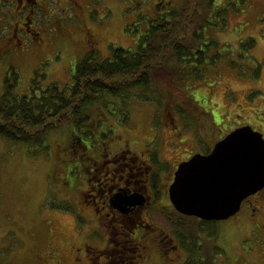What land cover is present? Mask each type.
<instances>
[{
	"label": "flooded vegetation",
	"instance_id": "1",
	"mask_svg": "<svg viewBox=\"0 0 264 264\" xmlns=\"http://www.w3.org/2000/svg\"><path fill=\"white\" fill-rule=\"evenodd\" d=\"M93 1L97 2L0 0L1 55L7 50L45 48L47 38L53 47L59 41H71L74 45L71 34L77 31V45L87 50L86 56L96 50L91 45L101 40L93 27L96 22ZM174 2L146 1L158 5L160 10L172 7ZM217 3L215 0L214 4ZM262 65L264 60H255L250 68L254 74L248 78L259 76ZM257 96L263 99L255 112L257 127L255 120L238 121L226 131L220 126L223 120L217 122L212 111L210 117L215 124L212 135L206 120L205 132H191L188 136L177 126L168 134L155 131L146 135L134 128L118 131L109 125L111 122L93 128L88 135L72 134L66 147L76 157L66 160V167L70 163L79 164L75 170L82 173L69 187H76L73 192L77 200L73 203L79 215L75 214L74 218L75 223L82 219L83 228L78 231L81 242L70 247L69 264H149L150 257L155 256L161 259L160 264L165 258L169 259L166 264L180 261L192 264L189 259H211V264H264V189L245 198L240 210L223 220L183 214L170 197L171 185L182 162L198 153L209 154L218 141L238 127L251 125L264 136V91L244 95V103L254 102ZM116 196H121L123 202L116 203ZM159 215L172 229H165L157 221ZM225 222L232 223L227 231L230 246L226 244L225 230L219 227ZM195 236L198 238L193 246ZM36 248L32 251L34 259H24L25 264H63L57 263L60 259L55 251L57 246H49L44 253L47 256H42Z\"/></svg>",
	"mask_w": 264,
	"mask_h": 264
},
{
	"label": "rangeland",
	"instance_id": "2",
	"mask_svg": "<svg viewBox=\"0 0 264 264\" xmlns=\"http://www.w3.org/2000/svg\"><path fill=\"white\" fill-rule=\"evenodd\" d=\"M146 1L92 2L96 21L93 27L98 30L101 40L91 46H95L102 58L111 56L117 47L137 48L142 29L146 27L144 17L153 15L157 10V5ZM233 1L237 2L217 0L223 4L221 8L227 10L225 25L220 23L222 17L214 18L212 12L207 17L211 24H206L203 40L217 41V45L210 48L208 56L212 60L217 55L219 57L215 64L211 60L206 76L188 80L183 84L186 89L182 91H177L173 86L171 94L156 88L152 92L135 88L128 91L125 97V106L129 111L127 123L120 122V118L110 109L101 120L104 123L112 121V126L117 127L118 131L134 128L146 135L155 131L168 134L177 126L187 136L191 132H205L206 120L210 123L208 126L212 135L215 124L210 115L214 111L215 119L217 122L223 120L220 126L226 131L236 126L238 121L244 123L255 120L254 125L257 127L259 122L255 112L262 106L263 99L257 96L254 102L244 103V95L252 91H264V65L261 66L259 76L248 78L254 74L250 69L254 61L264 60V0H245V5L234 3L235 7L225 6ZM183 2L175 0L172 7H181ZM208 12L209 9H206ZM215 21L220 26L214 25ZM71 38H74V45L71 41H59L53 47L52 41L47 38L45 48L33 47L21 52L7 50L3 55L0 51V93L10 68L17 69L20 76V94L31 92L32 79L37 71L40 73V83L43 81L42 85H46L44 72L48 75L47 82L51 80L62 85L71 84L75 66L87 51L77 45V31L71 34ZM247 38L256 40L255 46L249 51L243 47ZM103 106L99 104L94 110L101 114ZM72 130H76L73 125L49 133L46 141V145L50 146L48 149L0 136V264H25L24 259H34L32 251L36 246L38 253L47 256L44 253L51 245L57 246L55 251L60 255L57 263H71L70 247L81 242L78 231L83 228L82 219L75 223L74 218L78 214L73 203L77 200V194L73 192L76 187H69V183L73 186L82 173L75 170L79 164L70 163L66 167L69 160H65L72 156L66 147ZM157 221L165 229H172L161 215L157 216ZM231 224H219L220 229L223 227L225 230L226 244L229 246L231 237H228L227 231L231 230ZM225 249L228 252L227 247ZM150 258L152 261L149 264H154L156 260L160 264L161 259L158 257ZM168 261L165 258L161 264Z\"/></svg>",
	"mask_w": 264,
	"mask_h": 264
},
{
	"label": "trees",
	"instance_id": "3",
	"mask_svg": "<svg viewBox=\"0 0 264 264\" xmlns=\"http://www.w3.org/2000/svg\"><path fill=\"white\" fill-rule=\"evenodd\" d=\"M214 3L215 0H184L181 7L161 10L157 7L149 19L144 17L146 27L142 29L136 49L117 47L106 58H102L98 50L90 51L76 64L71 84L47 82L48 75L44 72L46 85H42L37 71L32 79L31 92L20 94V76L17 69L10 68L0 93V136L48 149L49 133L73 125L76 130H72L70 136L80 132L88 135L95 126L104 123L101 117L108 109L120 118V122L127 123L129 111L125 97L128 91L139 88L152 92L156 88L171 94L174 87L177 91L186 89L183 84L188 80L206 76L212 60L208 56L210 48L217 45L215 40H203L206 24H211L207 21L209 13L212 12L214 18L222 17L220 23L226 24L227 10L221 8L222 3ZM234 3L245 5V0L225 6L235 7ZM206 9H209L208 13ZM220 23L215 21L214 25L220 26ZM244 41L243 47L248 50L256 43L254 38ZM218 57L212 60V64ZM99 104L105 105L101 114L94 110ZM109 125L112 126V121ZM72 151L70 149L71 154ZM195 237L193 246L198 238ZM189 260L193 261L192 264H211V259Z\"/></svg>",
	"mask_w": 264,
	"mask_h": 264
},
{
	"label": "water",
	"instance_id": "4",
	"mask_svg": "<svg viewBox=\"0 0 264 264\" xmlns=\"http://www.w3.org/2000/svg\"><path fill=\"white\" fill-rule=\"evenodd\" d=\"M262 189L264 136L245 125L218 141L209 154L198 153L182 162L170 197L183 214L223 220L236 214L245 198ZM116 197V203L123 202L121 196Z\"/></svg>",
	"mask_w": 264,
	"mask_h": 264
}]
</instances>
